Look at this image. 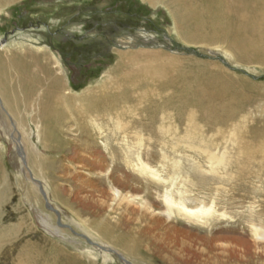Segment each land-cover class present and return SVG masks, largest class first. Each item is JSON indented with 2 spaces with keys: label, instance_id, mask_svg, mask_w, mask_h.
<instances>
[{
  "label": "rangeland",
  "instance_id": "obj_1",
  "mask_svg": "<svg viewBox=\"0 0 264 264\" xmlns=\"http://www.w3.org/2000/svg\"><path fill=\"white\" fill-rule=\"evenodd\" d=\"M167 1H0V52L4 49L11 53L22 49L39 55L46 52L49 60H40L42 66L46 63L49 69L59 71L76 96L103 84H108L115 94L123 89L124 80L141 78L140 81L149 82L148 91L160 93L162 101V97L167 99L184 86L196 91V83L203 81L205 73L223 72L248 84L249 89H243V94L256 103L247 106L244 117L248 121L244 125L261 126L258 121L264 120V63L242 60L221 41L188 39ZM2 46L6 48L2 50ZM146 106L152 109L154 104L144 101L142 111L129 114L124 121L147 124L143 116L150 109ZM24 122L22 128L18 127L0 98V264H16L18 258L24 257L33 264H38V259L56 264L54 260H59L61 254L75 256L82 264H264L263 242L256 245L247 226L249 221L264 218V175L255 179L248 174L240 175L236 170L240 152L232 146L228 135L222 139L210 132L197 136L204 139L197 143L176 140L175 151L142 148L161 177L176 179L175 192L182 194L189 185L194 202L213 208L211 221L202 226L183 216L166 220L162 199L165 190L123 165L127 146L133 144L128 141L132 139L128 130L111 141L115 160L107 154L70 151L66 156L55 157L43 179L40 171L33 172L24 149L29 144L38 147L42 157L48 154L40 148L35 125ZM71 123L65 128L70 129L65 136L76 139V127ZM23 132L29 138L19 149L17 144ZM184 133L180 130V136ZM163 142L169 144L168 140ZM205 143L219 145L206 152ZM211 155L224 163L209 161ZM131 159L134 162L135 155ZM103 160L109 167L107 173L98 167ZM175 167L177 171L181 168V172L176 173ZM190 168L198 169L206 186H195L196 181L195 187L183 182L187 176L194 181ZM32 179L39 183L40 189L36 190ZM77 180L81 183L91 180V187L85 189ZM112 185L133 196L135 203L150 206L156 214L153 221L139 216L138 204L129 206L135 210L129 214L121 210L99 211L97 205L104 200L100 193L106 196ZM92 186L98 190L94 192ZM87 196L88 200H83ZM99 223L107 224L106 236L100 237L96 228ZM106 246L113 254L103 252ZM34 251L41 254L38 256Z\"/></svg>",
  "mask_w": 264,
  "mask_h": 264
},
{
  "label": "bare ground",
  "instance_id": "obj_2",
  "mask_svg": "<svg viewBox=\"0 0 264 264\" xmlns=\"http://www.w3.org/2000/svg\"><path fill=\"white\" fill-rule=\"evenodd\" d=\"M167 7L170 8L173 16L175 15L174 19L178 22V27L183 32L186 31L185 34L187 33L188 39L221 41L226 43L234 54L242 60L264 63V0H168ZM4 47L2 46V50ZM3 51L0 52L1 102L12 118L15 119L18 127L22 128L25 120L35 125L40 148L48 155L42 157L37 149L38 147L32 148L28 143L24 151L33 172L37 174L40 171L43 179H46V168L52 165L51 163L55 161V157L57 155L66 156L70 151L97 152L107 154L112 161L115 160L111 141L114 136L121 135L122 131L128 130L130 138H132L128 141H132L133 144L127 146L128 151L125 153V160L122 163L126 168L135 171L139 177L147 179L152 185L165 190L162 199L165 205L164 216L166 220L183 216L188 221L205 226L211 221L210 218L215 213L213 208L206 206L203 202H194L191 199L192 193L189 185H187L188 187H186L184 193L175 192L173 182L176 179L170 178L169 180L161 177L158 170L151 167L153 160L147 156V151L143 152V147H157L161 151L163 149L175 151L174 144L176 140L197 143L204 140H200L198 137H203L204 134L210 132L211 134L214 133L215 136L218 134L219 138L222 139L224 135H228L232 146L240 152V160L238 158L240 163L239 165L236 164L239 166L236 167V170L239 171L240 175L242 173L244 177L248 174L254 179L264 175V120L259 118L258 123L260 122L259 125L261 126L247 127L246 124L244 125L248 118L244 117L246 108L254 104L255 99L248 98L243 94V89H249L248 84L243 79L236 80L223 72L205 73L203 81H200L199 84L196 83V91H189L184 86L175 95L167 97V99L162 97V101L160 93L154 94L151 90L148 91L151 88L149 82L140 81L141 78L124 80L122 83V85L124 84L123 89L115 94L111 93L112 90H109L108 84H103L81 96H76L71 93L72 89L65 85L63 75L59 71L49 69L46 63H43L42 66L40 60H49L46 52L39 55L23 52L21 49L12 53L4 51L2 54ZM37 61L39 62L37 63ZM164 89V87H161L162 91ZM154 96H157V98L153 99ZM260 97L262 98V96ZM144 101L147 104H154L152 109L148 106L145 107L150 109L143 116L148 120L147 124L130 121L126 123L124 120L129 117V114L137 110L142 111ZM70 122L74 123L76 127V139H69L65 136L70 131V129H65ZM183 125L185 128L182 130L180 126L183 127ZM200 125L201 127H199ZM180 130L182 133L185 132L183 136H180ZM25 132L22 133L20 143L17 144L19 149V145L23 147L24 141L29 138V134ZM144 133L148 135L144 137ZM126 136L124 135L123 138L125 139ZM178 137L182 138L179 139ZM98 139H101V143L96 142ZM164 140H168L169 144L164 143ZM208 144L205 143L207 146L206 152L215 148V145H219L215 143ZM221 145L223 146V144ZM132 155H135L134 162L131 159ZM211 156L212 158H208L209 161L215 160L219 164L224 163L221 159ZM104 164L105 160L98 167L103 168L104 173H107L109 167L107 166V168ZM84 166L86 165L84 164ZM190 169L194 174V181L187 176V178L182 179L183 182L193 185V182L196 181L195 186H206L205 178L197 173L199 172L198 169ZM175 172H181V168L177 171L175 167ZM236 177L238 178L237 174ZM33 181L35 180L32 179V184L37 190L39 183ZM170 181L171 183H169ZM77 183L85 189L91 187V180H88L87 183H81L77 180ZM195 186L193 185V187ZM94 187L92 186L93 190H95ZM172 187L174 192L171 190ZM109 191L106 196L100 193L104 200L99 201V205H97L99 211L106 209L109 213H112V211L121 210L127 214L135 212L134 209L129 208L133 204H138L135 203L133 196L122 193L114 185L110 186ZM175 197L182 201L176 200ZM83 200H88V196ZM47 204H49V198ZM138 208L141 211L136 212L140 213V217H146L153 221L152 217H155L156 214L150 209V206L141 203L138 204ZM56 213L59 214V212ZM106 225L100 223L96 225L98 231L101 232H98L100 237L102 235L106 236V233H108ZM247 226L248 234L254 237L256 245L263 242L261 246L263 249L264 218L259 217L257 220L249 221ZM13 229H15V233L18 232L17 225L13 226ZM98 248L101 247L98 246ZM102 249L107 254H113L108 246ZM34 254L39 256L41 253L34 251ZM60 257L59 260H54V263L82 264L75 256L69 254H61ZM38 261V264H45V260L38 259ZM16 264L33 263L28 257H24V259L18 258Z\"/></svg>",
  "mask_w": 264,
  "mask_h": 264
}]
</instances>
